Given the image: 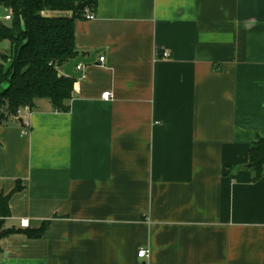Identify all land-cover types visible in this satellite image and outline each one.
I'll return each mask as SVG.
<instances>
[{"label":"crops","instance_id":"obj_1","mask_svg":"<svg viewBox=\"0 0 264 264\" xmlns=\"http://www.w3.org/2000/svg\"><path fill=\"white\" fill-rule=\"evenodd\" d=\"M87 10L75 48L99 53L70 109L39 98L0 126V264H264V0Z\"/></svg>","mask_w":264,"mask_h":264},{"label":"trees","instance_id":"obj_2","mask_svg":"<svg viewBox=\"0 0 264 264\" xmlns=\"http://www.w3.org/2000/svg\"><path fill=\"white\" fill-rule=\"evenodd\" d=\"M85 0H0V8L10 12V20H0V39L10 41V52L0 55V126L19 110L35 107L36 100L48 98L57 111H68L76 78L61 74L63 66L79 53L75 48V22L86 10ZM46 10L72 11L71 17H49ZM248 167L254 180L264 176V138L252 144ZM8 197H0V214H9ZM39 230H25L39 237ZM0 221V239L12 234Z\"/></svg>","mask_w":264,"mask_h":264},{"label":"water","instance_id":"obj_3","mask_svg":"<svg viewBox=\"0 0 264 264\" xmlns=\"http://www.w3.org/2000/svg\"><path fill=\"white\" fill-rule=\"evenodd\" d=\"M95 0H85L80 1L78 3V8L80 10H87L89 9ZM98 51H95L92 53L89 57H86L83 54H79L76 58L71 59L63 66V71L66 76L74 77V78H82L83 77V71L81 69H77V66L79 64H89L96 62ZM21 122H23L22 119H20Z\"/></svg>","mask_w":264,"mask_h":264},{"label":"built area","instance_id":"obj_4","mask_svg":"<svg viewBox=\"0 0 264 264\" xmlns=\"http://www.w3.org/2000/svg\"><path fill=\"white\" fill-rule=\"evenodd\" d=\"M86 11H88V10H86ZM12 18V15H11V13L10 12H4V11H1L0 10V20H10ZM88 18H90V19H93L94 18V15H92V14H90L89 16H88ZM170 56V53H168V52H166V53H164V57H169ZM105 60V58L104 57H101L100 58V61L101 62H103ZM82 68V64H79L78 66H77V69H81ZM113 97V94H112V92L111 91H105L103 94H102V99L103 100H110L111 98ZM25 110H30V108L29 107H23ZM23 224H28V222H25V221H23ZM150 256V250L149 249H147V248H142V249H140L139 251H138V257H140V258H143V259H145V258H148Z\"/></svg>","mask_w":264,"mask_h":264},{"label":"rangeland","instance_id":"obj_5","mask_svg":"<svg viewBox=\"0 0 264 264\" xmlns=\"http://www.w3.org/2000/svg\"><path fill=\"white\" fill-rule=\"evenodd\" d=\"M10 50H11V48L10 47H8V48H0V52H1V54H7V53H9L10 52Z\"/></svg>","mask_w":264,"mask_h":264}]
</instances>
